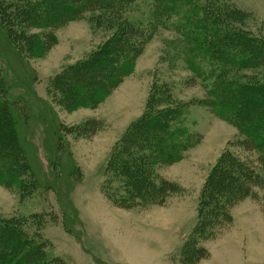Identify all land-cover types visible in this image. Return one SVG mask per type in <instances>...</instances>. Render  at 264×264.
<instances>
[{"label":"rangeland","instance_id":"374dc122","mask_svg":"<svg viewBox=\"0 0 264 264\" xmlns=\"http://www.w3.org/2000/svg\"><path fill=\"white\" fill-rule=\"evenodd\" d=\"M150 1L135 0L126 10L140 18ZM228 2L244 13L236 23L242 20L256 40L252 43L261 44L264 0ZM94 11L81 12L52 30L53 44L36 47L22 57L7 41V22L0 24V76L2 82L10 81L3 82L7 96L26 103L29 117L25 118L26 108L18 110L16 126L37 181L23 191L6 175H0V219L15 218L19 228L33 238L31 244L42 238L48 260L57 257L66 264H178L180 249L197 222L201 192L210 171L227 149L243 157L249 152L239 140V130L214 106L204 83L211 64L218 65L201 62L191 52L193 41L175 25L180 14L166 20L169 25L157 24L145 32L147 40L133 61L132 73L99 103L75 109L60 105L50 80L94 52L111 35L105 22L94 17ZM39 31V27L29 29L31 33ZM195 65L201 66L205 76L195 75ZM263 70L260 64L258 70L242 76L254 74L262 79ZM153 91L171 95L172 108L180 106L176 121L193 133L194 147L181 160L156 167L157 175L177 184L164 205L119 208L108 201L99 184L115 145L143 116ZM88 119H96L100 125L84 133L80 126ZM58 137L61 144L55 154ZM64 149L69 157L62 159ZM250 156L253 159L255 154ZM62 184L71 198L67 207L60 195ZM254 189V197L233 208L232 226L203 242L211 253L199 264L264 263V172Z\"/></svg>","mask_w":264,"mask_h":264},{"label":"trees","instance_id":"16d2710c","mask_svg":"<svg viewBox=\"0 0 264 264\" xmlns=\"http://www.w3.org/2000/svg\"><path fill=\"white\" fill-rule=\"evenodd\" d=\"M134 1L0 0V24L7 22V41L22 57L36 47L48 48L53 44L52 30L76 19L81 12L96 10L94 17L105 22L111 35L94 52L64 68L49 84L59 95L60 105L75 109L99 103L132 73L133 61L147 40L145 32L155 29L157 24L169 25L166 20L174 14L181 15L175 25L193 41L191 52L201 62L209 60L218 65L215 68L211 64L204 83L214 106L239 130V140L249 152L248 157H243L225 150L205 181L197 222L176 258L178 264H199L211 253L203 242L215 239L232 226L233 208L255 196L254 188L261 171L264 172V70L261 80L254 74L242 76L246 71L258 70L260 64L264 66V41L252 43L256 40L243 27V21L236 23L244 13L228 0H151L140 18L126 10ZM125 12L128 14L124 15ZM18 26L21 29H15ZM33 27L42 31L29 32ZM200 67L193 68L199 78L205 76ZM3 82L10 84L7 79ZM3 82L0 76V175H6L25 191L37 181L20 139L16 117L21 108H26L25 118L29 115L25 101L11 100ZM155 93L150 94L143 116L115 145L99 184L108 201L119 208L130 210L148 203L164 205L167 197L175 193L177 184L157 175L156 167L181 160L194 147L193 133L176 121L180 106L175 104L176 108H172L174 103L166 92ZM162 104L160 110L153 109ZM98 125L96 119H88L80 127L85 133ZM60 144L58 137L55 154ZM250 153L255 154L253 159ZM65 156L69 154L64 149L62 159ZM60 192L62 203L69 206L71 198L65 184ZM18 225L13 217L0 219V264H66L57 257L48 260L43 249L45 241L41 238L31 244V235Z\"/></svg>","mask_w":264,"mask_h":264}]
</instances>
